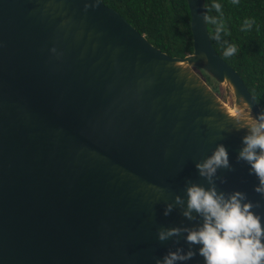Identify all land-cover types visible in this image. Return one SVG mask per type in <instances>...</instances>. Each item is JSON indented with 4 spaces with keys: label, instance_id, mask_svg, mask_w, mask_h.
Segmentation results:
<instances>
[{
    "label": "water",
    "instance_id": "obj_1",
    "mask_svg": "<svg viewBox=\"0 0 264 264\" xmlns=\"http://www.w3.org/2000/svg\"><path fill=\"white\" fill-rule=\"evenodd\" d=\"M187 4L193 51L181 57L102 0H0V264H156L187 251L185 233L158 230L200 218L164 208L187 199L188 182L208 187L195 164L220 143L233 167L217 190L259 202L264 226L259 181L236 160L246 130L194 68L261 109L215 50L204 0ZM192 247L177 264H204Z\"/></svg>",
    "mask_w": 264,
    "mask_h": 264
},
{
    "label": "clouds",
    "instance_id": "obj_2",
    "mask_svg": "<svg viewBox=\"0 0 264 264\" xmlns=\"http://www.w3.org/2000/svg\"><path fill=\"white\" fill-rule=\"evenodd\" d=\"M232 3L238 4L239 0H232ZM211 7L217 13L221 12V4L213 3ZM204 20L206 24L214 25V38L217 41L221 39L222 33L226 34L222 18L204 15ZM253 24V20H245L242 30H250ZM236 52L237 46L229 44L224 56H233ZM240 105L237 111L230 113L236 129L246 130L236 160L250 165L249 173L254 174L259 181L254 186V191L264 196V111L253 115L252 108L243 97L240 98ZM232 167L229 153L222 143L204 160L196 162L195 168L207 180L208 187L188 182L187 199L176 195L175 204L168 203L164 208V215H169L174 206H179L185 218L196 220L199 217L201 223L194 227L159 229L160 241L185 233L184 239L189 248L187 251L182 247L169 249L162 259L156 260V264H177L192 259L197 254L193 245L199 246L198 253L204 258V264H264V226L261 215L253 211L254 207L260 206L259 202L254 204L248 200L245 192L234 190L225 193L218 191L216 187V179H220L221 183L225 182L223 177H217L218 170H232Z\"/></svg>",
    "mask_w": 264,
    "mask_h": 264
},
{
    "label": "trees",
    "instance_id": "obj_3",
    "mask_svg": "<svg viewBox=\"0 0 264 264\" xmlns=\"http://www.w3.org/2000/svg\"><path fill=\"white\" fill-rule=\"evenodd\" d=\"M119 12L155 47L171 56H185L193 51L190 12L187 0H102ZM221 4V12L211 7ZM206 15L222 18L226 34L214 38V25L207 24L211 42L217 53L241 76L249 92L264 111V0H204ZM251 19L250 30H242ZM229 44L237 46L233 56H224ZM199 75L207 81L211 76L202 69Z\"/></svg>",
    "mask_w": 264,
    "mask_h": 264
},
{
    "label": "rangeland",
    "instance_id": "obj_4",
    "mask_svg": "<svg viewBox=\"0 0 264 264\" xmlns=\"http://www.w3.org/2000/svg\"><path fill=\"white\" fill-rule=\"evenodd\" d=\"M197 72H199L197 69L194 68ZM211 76V75H210ZM212 79L210 81L206 80L207 85L209 88L213 91L215 95H217L219 98L224 100L227 105L234 107L235 104V95L233 91L231 90L230 86L226 82H218L215 80L212 76Z\"/></svg>",
    "mask_w": 264,
    "mask_h": 264
},
{
    "label": "bare ground",
    "instance_id": "obj_5",
    "mask_svg": "<svg viewBox=\"0 0 264 264\" xmlns=\"http://www.w3.org/2000/svg\"><path fill=\"white\" fill-rule=\"evenodd\" d=\"M177 66H183L184 63L178 61L176 63ZM215 102L217 103L218 108L223 111L225 114H227L230 117V113L237 111L241 105L240 104H234V107H231L229 105L226 104V102L220 98L215 99Z\"/></svg>",
    "mask_w": 264,
    "mask_h": 264
}]
</instances>
